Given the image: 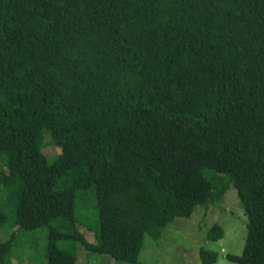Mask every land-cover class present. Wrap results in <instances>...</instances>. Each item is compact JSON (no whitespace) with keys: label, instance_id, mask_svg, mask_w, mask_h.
<instances>
[{"label":"trees","instance_id":"1","mask_svg":"<svg viewBox=\"0 0 264 264\" xmlns=\"http://www.w3.org/2000/svg\"><path fill=\"white\" fill-rule=\"evenodd\" d=\"M0 162L15 229L0 264L41 225L44 264H75L80 246L136 264L145 233L223 195L217 174L246 216L231 258L264 264V0H0ZM90 187L96 243L75 228Z\"/></svg>","mask_w":264,"mask_h":264},{"label":"rangeland","instance_id":"2","mask_svg":"<svg viewBox=\"0 0 264 264\" xmlns=\"http://www.w3.org/2000/svg\"><path fill=\"white\" fill-rule=\"evenodd\" d=\"M43 152L46 156L55 153L50 145L49 137L45 136ZM52 157H48L51 160ZM2 163L0 162V169ZM205 173H208L207 169ZM228 186L219 199H215L207 208L196 207L188 218H177L174 222L161 229L158 238L144 234L142 249L138 254L136 264H202L199 250L201 247L214 250L217 258L212 264H237L231 257L241 254L246 234V216L239 203L237 191L227 182V176L217 174ZM64 180L59 179L55 188H61ZM0 186V210L5 217L0 227V243L9 239L13 228V209L2 197ZM74 217L77 220L75 228L90 242L96 243V233L99 229V213L95 189L90 187L75 193ZM220 226L224 234L216 242L207 240V232L213 225ZM50 226L59 230L67 227L63 219H54ZM48 228L46 225L22 231L13 243L4 264H44V251ZM63 248L67 242H57ZM75 264H133L126 261L114 260L107 255H89L81 246L77 249Z\"/></svg>","mask_w":264,"mask_h":264}]
</instances>
